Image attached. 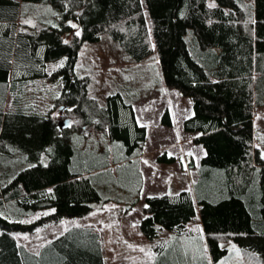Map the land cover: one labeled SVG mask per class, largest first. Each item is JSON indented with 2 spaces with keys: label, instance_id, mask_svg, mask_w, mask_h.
I'll list each match as a JSON object with an SVG mask.
<instances>
[{
  "label": "trees",
  "instance_id": "trees-1",
  "mask_svg": "<svg viewBox=\"0 0 264 264\" xmlns=\"http://www.w3.org/2000/svg\"><path fill=\"white\" fill-rule=\"evenodd\" d=\"M35 4L51 10L40 15ZM103 35L132 63L155 55L164 86L190 101L181 130L203 151L192 191L143 199L137 226L154 243L153 264H264V159L253 130L264 106V0H0V264H104L89 227L67 229L35 252L16 239L101 213L118 198L108 195V159L141 154L145 128L127 95L101 104L90 76L75 73L82 49ZM37 78L59 87L51 108L5 101L6 84ZM160 123L170 126L167 110ZM93 133L102 154L83 171L78 144Z\"/></svg>",
  "mask_w": 264,
  "mask_h": 264
},
{
  "label": "rangeland",
  "instance_id": "rangeland-1",
  "mask_svg": "<svg viewBox=\"0 0 264 264\" xmlns=\"http://www.w3.org/2000/svg\"><path fill=\"white\" fill-rule=\"evenodd\" d=\"M30 6L35 7V11H39L40 15V11L44 9L51 10L47 5L35 4ZM60 65L61 61L58 62V66ZM75 73L90 76V94L92 98L96 99L101 104L104 102L106 96L113 93H119L122 96L127 95V98H129L132 104L137 98L143 100L145 96L149 95V89H167L163 84L160 68L156 64L154 54L143 62L132 63L121 50L118 43L108 35H103L98 43L89 44L82 49L79 57V64L75 68ZM56 87L42 78H37L35 81L26 80V83L22 85L21 88H17L16 86L15 89H28L30 93L29 96L32 98L30 101L32 106L39 110H44V107H52V104H46V97L49 95H46L45 90L59 89L58 86ZM5 89L4 99L7 102V100L13 97L7 89L12 88L9 84H6ZM56 92L54 94L58 95L59 92ZM174 93L178 95L175 96L177 99L181 98L176 91H174ZM148 105L149 102L143 104L139 101L134 106V110L138 116V122L146 128L147 140L145 145L150 147L153 143L155 144V120L153 117L155 108L153 107L151 111V106L150 109L146 108ZM60 110V108L55 110L53 114L61 118ZM60 120L62 121L63 119ZM70 121L71 120L68 119L67 122ZM65 122L61 125H64ZM173 130L175 131V127ZM253 130L255 145L259 150V154H261L264 159V106L256 109L254 112ZM98 132L99 131H97V135L99 134ZM93 135L94 133L91 135L86 134L83 137L84 140H80L78 144L80 154H82L83 157H86V155L89 156V158L84 159L86 162L84 163V168L81 169L83 171H86L92 166L90 161L93 160V157L91 156L102 154L99 148H94L95 144L100 145V143H94L88 140L90 137L95 139L96 137ZM101 150L104 151V149ZM172 154L173 152L168 153V155ZM99 159L102 160V164L107 162L105 158ZM148 161V159H143L141 164L145 170V175H148L149 172V176L152 175L159 181H167V175L169 174L165 172V167L160 165L152 166ZM108 162H112L111 159H108ZM135 163L131 165H135ZM176 165L177 163H175V166ZM97 166L102 167L103 165ZM93 168L94 167H92V170ZM117 174L118 170H115L114 176L116 177ZM173 180L174 185L184 183L186 189L192 191L191 185L195 180V175L192 174L189 176L184 172H180L176 174ZM109 203L113 204L114 201H110ZM112 215V217H110L111 215H103L102 217L104 219H101L96 213L91 214L87 218L80 219L79 221L69 220L71 223L60 221L56 224H50L40 228L34 233L17 235V244L30 252H35L48 241L56 238L67 229H70L71 227L69 228V224L75 225V227L89 226V228L99 234L101 251L105 259V264H153L154 255L152 248L154 243L146 240L142 236L138 230L137 223H135L136 220H134V218L139 219L141 217L139 209H134L132 213L127 216L123 214ZM160 238L165 240L167 235L162 233ZM227 245H230V243Z\"/></svg>",
  "mask_w": 264,
  "mask_h": 264
},
{
  "label": "crops",
  "instance_id": "crops-1",
  "mask_svg": "<svg viewBox=\"0 0 264 264\" xmlns=\"http://www.w3.org/2000/svg\"><path fill=\"white\" fill-rule=\"evenodd\" d=\"M22 6L19 7L18 14L22 10ZM14 25H17V20L14 22ZM6 90V89H5ZM9 93L13 95V98L19 96L22 100H25L30 103L32 98L29 96L28 89H7ZM46 95V104H51L52 99L50 96L51 89L45 90ZM175 90L173 89H149V95L145 96L143 100L137 98L131 105L134 118L138 126H142L145 128L144 125L138 122V116L135 113L134 106L141 101L143 104L149 102V105L146 107L151 111L153 107L154 110V124H155V144L153 143L152 146L145 145L147 140L146 137V128H145V140L144 144L141 149V154L130 158V160H122L119 163L110 162L109 165L103 169L105 171H109V178L107 180L110 181L112 184H118L119 181H124L120 186V189L116 191L113 190V186L110 188V192L108 195L111 197L113 195L117 196V200H114L113 204L109 202L103 205V210L101 211L98 216L99 218L104 219L103 215H114L123 214L127 216L132 213V211L136 208L141 210L143 206V199L149 196H161L166 193H173L179 190L186 189L184 183L179 185H174L173 178L176 176L177 173L184 172L191 176L195 174L197 169L198 161L203 156L202 149L192 143V139L195 135H189L184 133L181 130V122L192 115L191 108H190V101L182 97L176 98L174 93ZM48 92V93H47ZM28 94V95H26ZM178 94V93H177ZM176 98V99H175ZM35 101V99H34ZM153 102V103H151ZM151 103V104H150ZM31 104V103H30ZM32 105V104H31ZM145 106V105H143ZM164 110H167L170 115L171 124L169 127H165L160 123V116ZM147 117V116H146ZM153 119V118H152ZM142 123V122H141ZM175 127V131L173 128ZM174 131V132H173ZM84 140V139H83ZM109 157L111 156L112 148L110 144L107 146ZM119 149V148H118ZM117 151V149H116ZM123 150H120L118 155H121ZM169 152H173L172 155H168ZM76 157V154H75ZM91 157H95L91 156ZM84 158H89L88 155ZM166 158H172L174 161L170 164H165L162 161H165ZM148 159V163L152 166H163L165 167L168 177L167 181H159L154 176L145 175L144 169L141 166L142 160ZM89 161V160H87ZM86 162V161H85ZM136 162V163H135ZM135 163V165H131ZM175 163L177 165L175 166ZM118 170V174L115 177L114 171ZM110 185V186H111ZM114 191V192H113ZM138 198L137 203L131 208V210H125L131 202ZM141 214V213H140ZM89 217V216H87ZM84 217V218H87ZM80 218V219H84ZM141 218V217H140ZM134 218L136 220L135 223H138L140 220ZM79 218H74L71 216L64 217L61 222H69V220L79 221ZM100 220V219H99ZM69 228L75 227V225L69 224ZM78 226V225H77ZM89 227V226H84ZM103 258V263L105 264V259Z\"/></svg>",
  "mask_w": 264,
  "mask_h": 264
},
{
  "label": "water",
  "instance_id": "water-1",
  "mask_svg": "<svg viewBox=\"0 0 264 264\" xmlns=\"http://www.w3.org/2000/svg\"><path fill=\"white\" fill-rule=\"evenodd\" d=\"M63 122L59 123V125H61Z\"/></svg>",
  "mask_w": 264,
  "mask_h": 264
},
{
  "label": "snow or ice",
  "instance_id": "snow-or-ice-1",
  "mask_svg": "<svg viewBox=\"0 0 264 264\" xmlns=\"http://www.w3.org/2000/svg\"><path fill=\"white\" fill-rule=\"evenodd\" d=\"M78 34V33H77Z\"/></svg>",
  "mask_w": 264,
  "mask_h": 264
}]
</instances>
